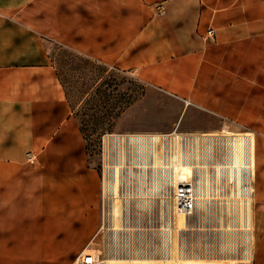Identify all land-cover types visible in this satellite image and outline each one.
<instances>
[{
	"label": "crops",
	"instance_id": "crops-1",
	"mask_svg": "<svg viewBox=\"0 0 264 264\" xmlns=\"http://www.w3.org/2000/svg\"><path fill=\"white\" fill-rule=\"evenodd\" d=\"M56 44L211 119L186 130L253 133L264 201V0H0V264L61 262L96 233L100 174ZM251 215L243 264H264V204Z\"/></svg>",
	"mask_w": 264,
	"mask_h": 264
},
{
	"label": "rangeland",
	"instance_id": "rangeland-1",
	"mask_svg": "<svg viewBox=\"0 0 264 264\" xmlns=\"http://www.w3.org/2000/svg\"><path fill=\"white\" fill-rule=\"evenodd\" d=\"M53 53L59 78L86 138L91 164L100 174V192L96 233L90 238L91 230L76 253L50 264H71L86 247L99 255L98 264H118L111 259L120 258L141 259L140 263L130 264H184L178 258L186 256L201 257L214 264H243L253 250L252 228L250 225V234L243 230L248 222V207L241 202L237 209L231 207L230 184L218 182L216 175L209 174L212 197L204 207L197 204L195 212L179 225L174 203L167 196L169 174L142 172L135 161L143 155L138 145L113 140L111 136L161 134L176 128L207 130L203 127L211 119L191 108L184 109V103L174 97L148 89L127 70L88 59L59 44ZM179 148L177 153V143L158 140L153 150L144 154L162 166L183 158L187 146L182 142ZM120 161L124 167L117 184V201L111 183ZM210 162L207 166L213 169V160ZM151 185L152 192L147 190ZM142 188L146 192L142 193ZM241 200L249 203L250 210L255 204H264L260 199Z\"/></svg>",
	"mask_w": 264,
	"mask_h": 264
},
{
	"label": "built area",
	"instance_id": "built-area-1",
	"mask_svg": "<svg viewBox=\"0 0 264 264\" xmlns=\"http://www.w3.org/2000/svg\"><path fill=\"white\" fill-rule=\"evenodd\" d=\"M214 33L215 31L213 28L208 29V37H213ZM241 134L242 133L240 132H232L225 129L218 131H203L179 130L176 128L173 131L161 134L156 132H146L140 134H114L111 136H114L113 140H127L138 145V149L140 147V153L153 150V143H156L158 140L170 139L177 143V153L180 149V144L182 142L185 143L187 148L182 159L177 160L176 162L168 161L162 166L160 162L150 160L143 162L140 160V167L138 166V168L143 172L147 170L154 171V165L158 164L160 169H162V171L159 169L161 174H169V191L167 192V196L173 201L175 210L178 208L185 211L187 215H190L194 213L197 208L200 183L207 182V187L208 183H210L209 174L216 175L214 178H216V181L218 182L231 184L230 182H232V180L228 177L229 175L226 165L232 162L239 153L241 160H247L249 158V154L248 156H243L244 151L242 152V150L244 146V138ZM211 160H213V169L208 167L211 164ZM249 160L250 159L247 161L249 162ZM182 162H189L193 169L192 177L181 179L177 177L174 165L177 163L181 164ZM240 175L241 183H243L245 187H248V195L250 196L249 200H251V198H254L255 190L254 167H244L242 174ZM203 176L205 180H202ZM207 193L208 197H211L210 189ZM248 216H251V218L247 223L251 225V210H248ZM249 229L245 230L250 234ZM98 259L99 255L97 254L96 256V252L89 248L88 251L82 250L80 254L74 258L71 264H98Z\"/></svg>",
	"mask_w": 264,
	"mask_h": 264
},
{
	"label": "bare ground",
	"instance_id": "bare-ground-1",
	"mask_svg": "<svg viewBox=\"0 0 264 264\" xmlns=\"http://www.w3.org/2000/svg\"><path fill=\"white\" fill-rule=\"evenodd\" d=\"M247 133H243L241 135H243V138H244V146H243V150L242 152L244 151L243 153V156H248L249 154V162L247 160H241V156H240V153L238 154L237 157L234 158V160L230 163H228L226 165L227 169H228V177L231 178L232 182H230L231 184V188H232V193H231V201H230V204H231V207L233 209H237L239 207V203H243L245 204L246 206L244 207H248V210H250V206L248 205L249 203H245L243 200L241 199H244L246 202H248L250 196L248 195V187L244 186L243 183H241V175L242 174V170L244 167H252L253 166V140H254V136H253V133L249 132V131H246ZM140 136V135H139ZM141 137V136H140ZM250 138V140H249ZM248 143H249V146H248ZM140 150V147L139 149ZM242 154V153H241ZM140 159L143 161V162H147L149 161L148 159V155L144 152H143V155L140 154ZM140 159H136L135 161L138 162V166L140 167ZM123 162L120 161L118 164H116V167H115V170L113 171L114 172V181H112V187L114 188L115 192H114V196L116 198V200L118 201L119 200V195L118 193L116 192V189L118 190L117 188V184H119L120 182V177L122 176L123 174V170L121 169ZM137 166V167H138ZM131 171H135L134 168H129ZM160 167L158 164H155L154 165V173L157 175V176H160L159 174V170ZM174 169H175V172L177 174V177L178 178H190L192 177L193 175V169L192 167L190 166L189 162H182L181 164L177 163L176 165H174ZM143 172V171H142ZM202 180H205L204 179V176H203V179ZM158 182V180H155ZM204 183V184H203ZM203 183H200L199 185V193H198V202L197 204L199 206H203L206 205L210 198L212 197H208V191H209V188L206 186L207 185V182H203ZM151 189H153V186H149L147 190H149L150 192ZM146 192V189H143L142 188V193ZM237 194H240V197L237 196ZM176 216H177V223L179 225H182L184 223V221L186 220V212L181 210V209H178L176 208ZM250 220V217L248 216V221ZM250 228V224L247 223L246 224V228H244L243 230L246 231L245 229H249ZM83 250L85 251H88L89 248L86 247L84 248ZM91 251V250H90ZM96 256H97V253H96ZM182 259H179L178 258V261H180V263H184V264H214V262H207L208 260H204L202 259L201 257H196V256H186V257H181ZM112 262L114 263H118V264H130V263H140L141 262V259L139 258H120V259H111ZM207 262V263H206ZM98 263V262H97ZM231 264H235V263H231Z\"/></svg>",
	"mask_w": 264,
	"mask_h": 264
}]
</instances>
